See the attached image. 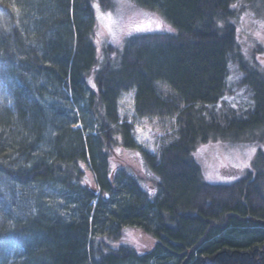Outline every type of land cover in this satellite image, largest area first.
I'll use <instances>...</instances> for the list:
<instances>
[{
    "label": "trees",
    "instance_id": "16d2710c",
    "mask_svg": "<svg viewBox=\"0 0 264 264\" xmlns=\"http://www.w3.org/2000/svg\"><path fill=\"white\" fill-rule=\"evenodd\" d=\"M114 1L0 0V74L12 98L0 109V264H264V67L260 50L245 54L238 40L233 5L243 0H129L176 32L99 49L94 5ZM230 65L251 109L225 101ZM131 92L138 118L176 119V140L144 155L157 197L128 169L111 171L120 144L138 148L118 114ZM56 97L90 113L86 138L76 117L60 121ZM220 141L256 149L249 168L222 166L230 184L206 182L195 157ZM83 165L99 196L82 187ZM127 229L157 245L111 247Z\"/></svg>",
    "mask_w": 264,
    "mask_h": 264
},
{
    "label": "rangeland",
    "instance_id": "374dc122",
    "mask_svg": "<svg viewBox=\"0 0 264 264\" xmlns=\"http://www.w3.org/2000/svg\"><path fill=\"white\" fill-rule=\"evenodd\" d=\"M97 3H95L96 5ZM101 11L105 13H112V21L110 22L111 32L108 28L101 27L100 25V35L98 38L99 49L107 42L117 47L118 49L123 46L124 41L133 35L148 34V33H175L174 31L159 30V31H136L134 25L146 22L149 17L143 15V13H152L158 15L165 21L166 25H171L166 21L158 12H152L139 8L136 4L129 0H115L114 5L109 10ZM235 14L237 18V31L238 40L243 48L245 54L256 52L260 50L261 53L257 54V61L264 67V0H252L248 2L243 0L236 4ZM95 16L96 8L94 7ZM1 15V14H0ZM1 19V18H0ZM97 20V18H96ZM131 32L129 35L128 33ZM259 33V36L257 35ZM257 53V52H256ZM1 61H0V73H1ZM231 79L228 83L233 89L232 95L228 96L225 101L228 105L237 110L246 111L253 107L252 94L247 92L245 89H239L237 87L238 82L242 78L241 72L234 65H230ZM229 77V78H230ZM60 93V92H59ZM70 95V94H69ZM71 97V96H70ZM135 95L134 93H128L121 97L118 114L121 122H129L134 125L135 129V141L138 145L137 149H126L122 146L116 148L115 155H113L110 163L112 168V173L114 175L118 174L123 168L128 169L137 178H140L142 188L151 194L153 197L159 196L158 179L152 174L145 161V153L153 154L157 157L160 156L161 149L176 140L177 138V124L174 118H138L135 112ZM11 92L8 85L1 77L0 74V109L2 106L10 108L11 106ZM56 101V106L62 111L61 119L72 120L73 118L78 119V123L73 126L74 129H81L83 135L87 137V130L85 129V124L82 121L86 120L89 130L95 128V125L91 124L90 113L86 112L82 114L80 110L76 107L69 105L66 100H60L57 97L51 100L50 103ZM50 104V105H52ZM2 110V109H1ZM49 111L51 109L49 108ZM139 128V130H138ZM56 135L57 131H52ZM53 135V136H54ZM120 143V142H119ZM248 149L240 147H232L227 142H210L207 144H201L195 151V157L203 170L204 180L212 184H230L236 179L220 176L222 173V166L235 167L242 160H248L247 155ZM256 152L251 156L249 163L255 158ZM85 171L84 180L81 182L82 187H86L88 190H92L95 187L96 177L93 170L88 165L82 166ZM249 168V167H247ZM244 168V169H247ZM240 169V168H239ZM89 186V188H88ZM118 188L117 185H114ZM27 206L28 212L31 211V204L29 201L24 203ZM62 215L64 218H71L73 214L71 212L62 210ZM157 242L149 234H145L139 229H127L125 236L122 241L118 243H111V247L120 248L122 246H129L134 248L139 253L150 252L155 248Z\"/></svg>",
    "mask_w": 264,
    "mask_h": 264
},
{
    "label": "snow or ice",
    "instance_id": "6c2138e0",
    "mask_svg": "<svg viewBox=\"0 0 264 264\" xmlns=\"http://www.w3.org/2000/svg\"><path fill=\"white\" fill-rule=\"evenodd\" d=\"M94 7L96 8V18H97L98 23L101 25V27L108 28L109 32H111V28L109 25L113 19L112 13H110V12L105 13V12L101 11L98 3L96 5H94ZM233 7L235 8L236 5H233ZM143 15L148 16L149 19L146 22H142L140 24L134 25L133 27L136 31H159V30H164V29H166L169 32L174 31L172 26L166 25L165 21L162 18H160L158 15H155L152 13H143ZM262 26H264V25H262ZM100 34L101 33L98 31L97 36H99ZM128 34L130 35L131 32H129ZM257 35L259 36V33H257ZM229 79H231V77ZM138 130H139V128H138ZM255 151H256L255 148L248 149L247 155H248L249 159L248 160H242L239 164L235 165V167L240 168L241 171L244 168L250 167L249 160L251 159V156L255 153Z\"/></svg>",
    "mask_w": 264,
    "mask_h": 264
},
{
    "label": "water",
    "instance_id": "95a60500",
    "mask_svg": "<svg viewBox=\"0 0 264 264\" xmlns=\"http://www.w3.org/2000/svg\"><path fill=\"white\" fill-rule=\"evenodd\" d=\"M92 193L94 194V196H99V191L97 189L93 190ZM105 197H106V199H109L110 195L106 194Z\"/></svg>",
    "mask_w": 264,
    "mask_h": 264
}]
</instances>
